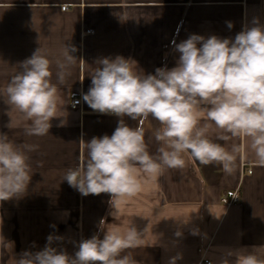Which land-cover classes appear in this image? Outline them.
Returning <instances> with one entry per match:
<instances>
[{"label": "crops", "instance_id": "1", "mask_svg": "<svg viewBox=\"0 0 264 264\" xmlns=\"http://www.w3.org/2000/svg\"><path fill=\"white\" fill-rule=\"evenodd\" d=\"M253 19L264 26V0H0V90L37 48L50 60L58 87V118L45 136L28 135L31 122L0 97V133L22 149L38 145L26 151L32 168L26 194L0 202V264H15L23 251L42 249L49 235L63 237L53 246L73 255L81 239L103 238L104 231L125 233L130 227L142 234L141 244L121 255H131L135 264H169L178 254L176 264H200L202 259L221 264L224 258L233 264L228 251L264 246V166L255 163L246 137L227 145L240 147L231 175L185 155L183 169L143 178L139 193L113 205L111 194L84 196L63 180L87 154L82 140L110 136L120 119L93 111L83 99L99 59L119 55L134 61L137 71L155 74L157 68L176 66L175 45L192 34L234 39L253 26ZM69 46L77 49L70 52L76 60L60 84L57 62ZM72 95L81 99L77 108L71 105ZM124 120L133 128L139 124ZM204 123L215 139L220 130L202 113ZM142 126L148 151L156 155L161 145L154 132L160 124L150 116ZM238 189L240 202L223 204Z\"/></svg>", "mask_w": 264, "mask_h": 264}, {"label": "clouds", "instance_id": "2", "mask_svg": "<svg viewBox=\"0 0 264 264\" xmlns=\"http://www.w3.org/2000/svg\"><path fill=\"white\" fill-rule=\"evenodd\" d=\"M252 25L234 39L192 34L175 45L179 53L176 66L157 68L155 74L137 71L134 61L119 55L99 59L83 99L93 111L120 119L110 136L82 140L87 154L67 170L63 180L84 196L111 194L113 205L139 193L143 178L162 175L165 169H183L185 155L205 166L219 165L231 175L240 147L227 145L237 137L250 139L255 163L264 166V26L258 19H253ZM76 50L66 47L64 60L57 62L60 84L67 66L76 60L70 52ZM50 64L37 48L19 63V71L0 90L4 102L31 122L28 135H48L52 119L58 118V87L52 82ZM202 113L220 130L215 139L209 137V124L201 125ZM150 116L160 124L154 132L161 145L156 155L148 151L142 126ZM124 117L139 121L138 126L130 127ZM37 148L25 145L22 149L0 133V202L26 194L32 178L26 151ZM103 223L101 220V231ZM175 235L182 234L178 231ZM141 236L135 227L125 233L104 231L103 238L81 239L70 255L53 246L63 237L49 235L42 249L23 251L15 264H135L131 255L121 254L140 246ZM233 256V264H264V246L226 253V257ZM180 258L179 254L170 258L169 264ZM221 264H230V260L224 258Z\"/></svg>", "mask_w": 264, "mask_h": 264}, {"label": "built area", "instance_id": "3", "mask_svg": "<svg viewBox=\"0 0 264 264\" xmlns=\"http://www.w3.org/2000/svg\"><path fill=\"white\" fill-rule=\"evenodd\" d=\"M63 10H66V7L62 8ZM71 105L74 108H77L81 105V99L75 95H72L71 97ZM249 173H252L251 171ZM223 204L226 206H232L240 202V190H236L234 193H232L230 196L224 197L222 200ZM200 264H211L208 260L202 259Z\"/></svg>", "mask_w": 264, "mask_h": 264}]
</instances>
